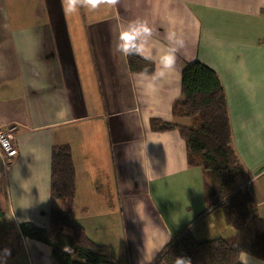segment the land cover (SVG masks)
I'll return each mask as SVG.
<instances>
[{"label": "crops", "instance_id": "1", "mask_svg": "<svg viewBox=\"0 0 264 264\" xmlns=\"http://www.w3.org/2000/svg\"><path fill=\"white\" fill-rule=\"evenodd\" d=\"M138 18L156 29L159 43L170 31L185 41L177 71L154 91H145L127 57L113 54L119 27ZM195 58L223 84L234 146L264 217V0H120L69 15L63 0H0V126L17 127V154L0 152V224L47 227L50 208L62 205L50 196L51 152L68 144L76 175L71 217L120 264L149 263L169 234L188 225L197 238L240 236L221 208H207L202 172L187 165L178 128L150 125L151 118L189 124L171 107L182 65ZM16 240L20 264H31L25 248L40 241ZM246 264L264 261L247 254Z\"/></svg>", "mask_w": 264, "mask_h": 264}, {"label": "trees", "instance_id": "2", "mask_svg": "<svg viewBox=\"0 0 264 264\" xmlns=\"http://www.w3.org/2000/svg\"><path fill=\"white\" fill-rule=\"evenodd\" d=\"M127 63L134 73L154 70L152 62L139 56L127 57ZM171 111L175 117L189 119V124L151 118V128H178L185 142L187 165L202 172L207 208H221L226 225L240 236L197 238L188 225L175 232L147 264H176L183 256L190 258L191 264H240L241 253L264 261V217L254 206L248 187L251 176L234 146L226 94L216 71L197 58L185 61L180 72V97ZM50 166V196L60 197L61 207L50 208L44 228L30 221L18 226L0 224V254L3 242L22 235L48 245L55 264H120L107 245L91 239L71 217L76 175L68 144L53 147ZM3 215L0 208V219ZM4 246V251H10L7 244Z\"/></svg>", "mask_w": 264, "mask_h": 264}, {"label": "clouds", "instance_id": "3", "mask_svg": "<svg viewBox=\"0 0 264 264\" xmlns=\"http://www.w3.org/2000/svg\"><path fill=\"white\" fill-rule=\"evenodd\" d=\"M120 0H63L66 15L74 14L79 9L85 8L96 11L102 6H116ZM156 29L147 20L134 19L119 27L113 54L123 57L139 56L154 65L151 76L147 72L142 73L145 91L155 90V82L164 79L177 71V53L184 47L185 41L175 31H170L166 37L167 43H159L154 39ZM143 83V81L141 82ZM169 234L164 241L170 240ZM66 250H69L66 246ZM5 251H8L7 249ZM240 264H246L247 253H242ZM176 264H191L188 257H178Z\"/></svg>", "mask_w": 264, "mask_h": 264}, {"label": "rangeland", "instance_id": "4", "mask_svg": "<svg viewBox=\"0 0 264 264\" xmlns=\"http://www.w3.org/2000/svg\"><path fill=\"white\" fill-rule=\"evenodd\" d=\"M136 134V132H132V134ZM133 136V135H132ZM135 137V135L133 136ZM129 143L130 144H133V145H136L138 144V140H135V138L133 139L132 137L129 138ZM88 144H92V140H87ZM98 142V138H96L94 140V143H97ZM79 199H82V198H79ZM192 233V231H191ZM193 234V233H192ZM29 240V239H27ZM29 243H27V248L26 251H27V254L26 255H30V258L28 259L30 261L31 264H45V258H46V254H47V259H48V262H46V264H55L54 260H53V257H52V254H51V250L50 248L48 249L49 253L47 252V249L48 247H43L44 245H41V242H33L34 245H37L38 248H34L33 245L30 246V242L31 241H28ZM4 244H7V247H10V251L12 249V252L9 253L10 251H4ZM6 248V247H5ZM1 251L2 253L0 254V256L2 257V259L4 258H8V259H11L9 261H5V259L2 261V262H7V263H0V264H20V256H19V241L16 240V238H12L9 242L8 241H5L2 243L1 245ZM41 249L43 250V254H41ZM46 252V254H45ZM28 257V256H27ZM116 257L119 258L120 256L118 254H116ZM118 260V259H117ZM119 262L122 261L121 258H119L118 260Z\"/></svg>", "mask_w": 264, "mask_h": 264}, {"label": "built area", "instance_id": "5", "mask_svg": "<svg viewBox=\"0 0 264 264\" xmlns=\"http://www.w3.org/2000/svg\"><path fill=\"white\" fill-rule=\"evenodd\" d=\"M16 131L17 127L13 123L0 126V152L7 159H11L17 154Z\"/></svg>", "mask_w": 264, "mask_h": 264}]
</instances>
